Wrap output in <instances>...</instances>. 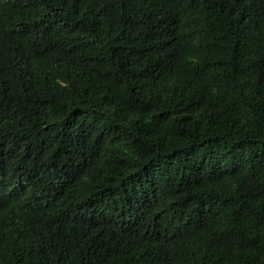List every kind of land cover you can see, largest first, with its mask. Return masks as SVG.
Segmentation results:
<instances>
[{"label": "trees", "instance_id": "obj_1", "mask_svg": "<svg viewBox=\"0 0 264 264\" xmlns=\"http://www.w3.org/2000/svg\"><path fill=\"white\" fill-rule=\"evenodd\" d=\"M0 264H264V0H0Z\"/></svg>", "mask_w": 264, "mask_h": 264}]
</instances>
